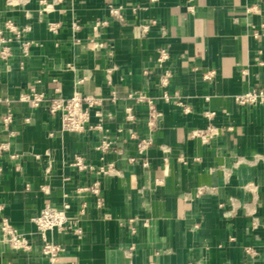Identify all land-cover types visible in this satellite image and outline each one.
Instances as JSON below:
<instances>
[{
    "label": "crops",
    "instance_id": "crops-1",
    "mask_svg": "<svg viewBox=\"0 0 264 264\" xmlns=\"http://www.w3.org/2000/svg\"><path fill=\"white\" fill-rule=\"evenodd\" d=\"M109 3L123 6V22ZM0 26L11 39L9 58L0 54V218L32 244L0 239V264H264V102L237 100L264 90V0H0ZM160 49L173 71L167 87ZM33 88L101 104L85 131H64L47 103L20 100ZM139 92L160 111L157 126L130 96ZM103 137L113 145L102 153ZM77 156L94 168L79 169ZM109 162L115 169L100 174ZM95 181L98 192L85 189ZM47 204L69 205L76 220L48 233L62 247L54 261L33 220Z\"/></svg>",
    "mask_w": 264,
    "mask_h": 264
},
{
    "label": "built area",
    "instance_id": "built-area-1",
    "mask_svg": "<svg viewBox=\"0 0 264 264\" xmlns=\"http://www.w3.org/2000/svg\"><path fill=\"white\" fill-rule=\"evenodd\" d=\"M108 9L110 15L113 19L118 21H124L125 16L123 12L122 5H116L113 3L108 4ZM99 24H107V21L98 22ZM5 28H8L11 31H17L14 23L12 21H7L5 23ZM150 28V23H141L139 24V29L141 34H145ZM20 35V31L17 32ZM11 39L4 35V28L0 26V45L1 57L4 59L9 58L11 55V48L9 46V41ZM102 45V44H101ZM30 42L26 41L23 43L24 54L29 53ZM169 59V52L165 49H160L158 55V65L162 69L160 74V84L163 87H167L170 84L173 71L170 67L167 66V61ZM132 98L136 102L146 103L149 107V123L152 126H157L160 118V111L155 106L152 99L146 95L144 92H139L137 94H131ZM164 97L168 98V93L164 92ZM20 100L28 103L31 107H39L44 103L48 104V110L52 114L60 113L61 114V126L64 131L70 132H82L85 131L90 119H91V109L101 104V99L95 95L87 94L81 95L79 93H74L70 97H61L54 96L47 99L45 93L39 92L34 88L30 92L22 93L20 95ZM237 100L240 104H253V103H262L264 102V90L262 89H252L241 93L237 96ZM98 114H101L98 112ZM214 112L208 111L206 115L208 117L212 116ZM135 114L133 112L132 106L126 107V119L129 121H135ZM13 120V112L8 111L2 118L4 125L9 128ZM25 121L29 122L30 117H26ZM97 128H101L100 123L95 125ZM210 129V128H209ZM11 135L14 134V131H10ZM193 136H199L203 141H207L208 133L202 130H193ZM113 145V141L109 138L103 137L97 145V149L102 153L108 151ZM152 145V139L150 136L139 138L137 141V147L139 153L144 152L146 148ZM8 148V143H2L0 145L1 149ZM130 161H135L136 157H131ZM144 166L148 165L146 160L142 161ZM79 169L94 168L93 166L88 165L82 156H77L74 161ZM115 169L114 162H109L107 164L101 165L97 170L100 174H109ZM93 192L99 191V183L95 181L89 187ZM69 205L65 204L62 208L55 207L51 204H47L44 209L41 211L40 215L34 217V221L37 225V230L39 235L43 240L42 252L51 260L54 261L62 250V247L58 243H54L49 240L48 233L53 230H66L72 229L75 224V219L68 214ZM133 219H131L132 221ZM76 232H80V229H75ZM0 232H1V241L8 243L13 249L27 251L31 248V239L27 235L19 232L9 221V219L3 217L0 218Z\"/></svg>",
    "mask_w": 264,
    "mask_h": 264
}]
</instances>
